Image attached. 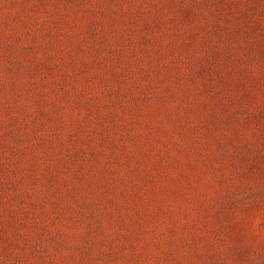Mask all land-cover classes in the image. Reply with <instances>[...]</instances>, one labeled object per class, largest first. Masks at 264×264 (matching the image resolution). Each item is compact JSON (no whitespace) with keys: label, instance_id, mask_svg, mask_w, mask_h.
Returning <instances> with one entry per match:
<instances>
[{"label":"rangeland","instance_id":"obj_1","mask_svg":"<svg viewBox=\"0 0 264 264\" xmlns=\"http://www.w3.org/2000/svg\"><path fill=\"white\" fill-rule=\"evenodd\" d=\"M0 264H264V0H0Z\"/></svg>","mask_w":264,"mask_h":264}]
</instances>
